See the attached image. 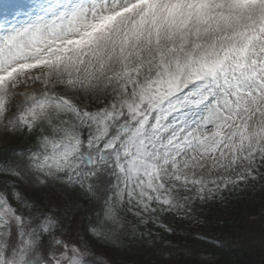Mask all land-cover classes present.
<instances>
[{"label": "snow or ice", "instance_id": "1", "mask_svg": "<svg viewBox=\"0 0 264 264\" xmlns=\"http://www.w3.org/2000/svg\"><path fill=\"white\" fill-rule=\"evenodd\" d=\"M0 142V264H180L169 217L264 182V0H0Z\"/></svg>", "mask_w": 264, "mask_h": 264}, {"label": "trees", "instance_id": "2", "mask_svg": "<svg viewBox=\"0 0 264 264\" xmlns=\"http://www.w3.org/2000/svg\"><path fill=\"white\" fill-rule=\"evenodd\" d=\"M225 195L227 199L223 201L217 199L198 208L200 224L169 217L175 231L166 235V240L186 249L180 264H201L207 250L213 254L215 264H264V182L257 181L253 188ZM153 232L160 233L155 228ZM200 235L210 236L220 244L208 245L198 238ZM144 245L150 246L146 242Z\"/></svg>", "mask_w": 264, "mask_h": 264}, {"label": "rangeland", "instance_id": "3", "mask_svg": "<svg viewBox=\"0 0 264 264\" xmlns=\"http://www.w3.org/2000/svg\"><path fill=\"white\" fill-rule=\"evenodd\" d=\"M21 91H24V89L22 88ZM21 142L22 140L20 138H13L8 146L12 147ZM2 149H3V143L0 142V150ZM44 191H51V190H44ZM73 197H75V193H73L72 196L68 197V200L71 201ZM63 199L64 198L62 197V200ZM65 206L68 207V215L69 216L71 215V217H73V219H75L77 223H80L83 220L84 214L82 212V209L84 207H87V203L85 200L79 199L78 206H73L70 202ZM162 233L167 234V232H162ZM193 234L195 235L196 233ZM207 244L213 245L209 243ZM130 248L131 251H119V252L114 249L105 248V247H99L98 250L100 255L105 260L115 261L116 264H120L121 261H123L124 264H130L131 262L134 261L136 262V264H152L153 261H157V260H161V264H167V262L160 257L158 250L154 249L153 247L145 248L142 246L141 243L139 244L136 242L131 244ZM225 248H229V247L226 246Z\"/></svg>", "mask_w": 264, "mask_h": 264}]
</instances>
